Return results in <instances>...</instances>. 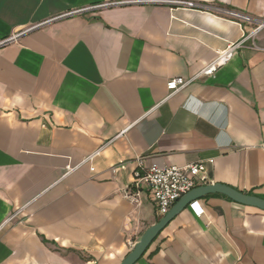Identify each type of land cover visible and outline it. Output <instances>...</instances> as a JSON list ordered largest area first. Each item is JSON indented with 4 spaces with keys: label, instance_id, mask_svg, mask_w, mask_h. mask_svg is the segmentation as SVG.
Instances as JSON below:
<instances>
[{
    "label": "crops",
    "instance_id": "1",
    "mask_svg": "<svg viewBox=\"0 0 264 264\" xmlns=\"http://www.w3.org/2000/svg\"><path fill=\"white\" fill-rule=\"evenodd\" d=\"M170 1L0 0V264H120L163 217L124 193L153 162L264 199V0ZM135 264H264V211L200 197Z\"/></svg>",
    "mask_w": 264,
    "mask_h": 264
},
{
    "label": "built area",
    "instance_id": "2",
    "mask_svg": "<svg viewBox=\"0 0 264 264\" xmlns=\"http://www.w3.org/2000/svg\"><path fill=\"white\" fill-rule=\"evenodd\" d=\"M169 1V0H168ZM177 2L190 8H210L209 5L192 0L170 1ZM226 15L233 16L242 22L253 23L254 19L246 13H241L233 9L222 10ZM75 11H70L65 15H69ZM264 26V20L259 21V24L254 28V33H257L259 28ZM29 30L32 28H28ZM27 29V30H28ZM26 31V30H25ZM253 34L249 35L251 37ZM19 34L12 35L6 40L0 42V45L6 44L8 41L16 40ZM244 42V41H243ZM242 41L229 43L224 49L216 51L215 57L197 74L189 77H172L168 79L167 87L170 94L175 93L181 88L197 81L203 76H213V74L222 66L226 65L232 59L235 52L243 44ZM211 182L208 175L207 165L203 161L189 163L183 166L178 165H161L158 162H153L149 167H141L134 174L133 183L126 189L125 196L133 202L139 201L140 191L145 190L150 193L152 200L160 215H165L171 209L170 207L178 201L187 191L205 185ZM11 216L8 220L0 224V231L13 220Z\"/></svg>",
    "mask_w": 264,
    "mask_h": 264
},
{
    "label": "water",
    "instance_id": "3",
    "mask_svg": "<svg viewBox=\"0 0 264 264\" xmlns=\"http://www.w3.org/2000/svg\"><path fill=\"white\" fill-rule=\"evenodd\" d=\"M222 193L241 204L257 207L264 211V199L251 193H245L241 190L231 187L222 182L208 183L195 187L185 193L178 201H176L170 208L169 212L153 223L140 237L138 243L128 252L120 264H135L138 259L145 253L154 238L159 232L165 228L169 221L185 209L189 203L200 199L208 194Z\"/></svg>",
    "mask_w": 264,
    "mask_h": 264
}]
</instances>
